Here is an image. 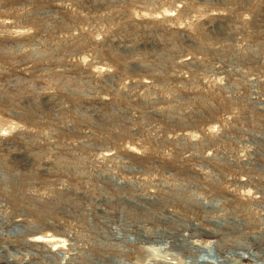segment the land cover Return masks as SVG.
<instances>
[{"label":"rangeland","instance_id":"rangeland-1","mask_svg":"<svg viewBox=\"0 0 264 264\" xmlns=\"http://www.w3.org/2000/svg\"><path fill=\"white\" fill-rule=\"evenodd\" d=\"M0 264H264V0H0Z\"/></svg>","mask_w":264,"mask_h":264}]
</instances>
